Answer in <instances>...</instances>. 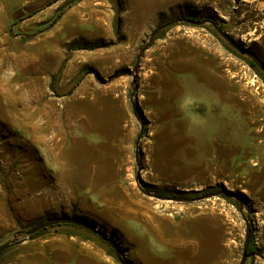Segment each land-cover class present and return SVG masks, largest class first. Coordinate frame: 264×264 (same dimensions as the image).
<instances>
[{
	"label": "rangeland",
	"instance_id": "rangeland-1",
	"mask_svg": "<svg viewBox=\"0 0 264 264\" xmlns=\"http://www.w3.org/2000/svg\"><path fill=\"white\" fill-rule=\"evenodd\" d=\"M4 10L0 264H264V0Z\"/></svg>",
	"mask_w": 264,
	"mask_h": 264
},
{
	"label": "water",
	"instance_id": "water-1",
	"mask_svg": "<svg viewBox=\"0 0 264 264\" xmlns=\"http://www.w3.org/2000/svg\"><path fill=\"white\" fill-rule=\"evenodd\" d=\"M187 21L192 22V23L194 22V21L191 20V19H187ZM162 27H163V26H162ZM162 27H158L157 29H155V30L153 31V33H152V36H154V35L156 34V32H157L159 29H161ZM149 42H150V40H149V41L146 43V45L143 47L142 52L145 51V50L147 49V47H148V45H149ZM132 96H133V94H131V98H130V100H131V102H132L133 111H134V113H136V108H135V106H134V104H133ZM140 189H141V191H143L144 193H147V192L144 191L142 188H140ZM155 196H156V197H160L159 195H155ZM166 199H171V198L166 197ZM57 223H69V224H73V225H76V226L84 227V228H86V229H88V230H90V231H92V232H94V233H96V234L102 236V237H103L105 240H107L109 243H112V242L109 240V238H108L105 234L101 233V232L98 231L96 228H94V227H92V226H90V225H88V224H86V223H84V222H81V221H78V220H76V219H74V218H69V217H56V218L49 219L48 221H45V222L39 223V224L35 225L34 227H32L31 229H29V230L27 231V238H30V236H31L33 233L37 232L38 230H40V229H42V228H44V227L50 226V225L57 224ZM250 234H251V228H250L249 223L247 222V233H246V239H245V244H244V249H243V253H242V258H241L240 264H244V261H245V259H246V257H247V246H248V243H249ZM8 246H9V245L4 246L2 249L6 248V247H8ZM2 249H0V251H1Z\"/></svg>",
	"mask_w": 264,
	"mask_h": 264
},
{
	"label": "crops",
	"instance_id": "crops-1",
	"mask_svg": "<svg viewBox=\"0 0 264 264\" xmlns=\"http://www.w3.org/2000/svg\"><path fill=\"white\" fill-rule=\"evenodd\" d=\"M13 18V12H8V10H4L0 15V31L6 30L8 28V23Z\"/></svg>",
	"mask_w": 264,
	"mask_h": 264
},
{
	"label": "bare ground",
	"instance_id": "bare-ground-1",
	"mask_svg": "<svg viewBox=\"0 0 264 264\" xmlns=\"http://www.w3.org/2000/svg\"><path fill=\"white\" fill-rule=\"evenodd\" d=\"M49 50H50V49H49ZM25 65H26V64H25ZM25 68H26V67H25ZM27 69H28V68H27ZM2 77H3V76H2ZM24 85H25V84H24ZM24 85H23V86H19L17 89L14 90V92L17 93V94H15V96H16L15 101H16V102H15V103L13 102V103H14V107H13L14 109H16V108L18 107V105H19L18 102H19V101H22V100H21V98H22L21 94H23V93L26 91V90L24 89V87H26V86H24ZM29 87H31V86H29ZM13 94H14V93H13ZM18 94H19V95H18ZM19 96H20V97H19ZM11 97H12V96H11ZM13 98H14V97H13ZM9 99H10V98H9ZM20 106H21V105H20ZM17 109H18V108H17ZM17 109H16V110H17ZM23 109H27V110H28V107L24 106ZM13 111H14V110H13ZM18 112H19V110H18ZM27 112H28V111H27ZM16 113H17V112H16ZM17 114H18V113H17ZM23 115H24V114H23ZM27 116H28V115H27ZM27 116H26V114H25V117H27ZM25 117H24V118H25ZM24 118H22V119H24ZM15 119H16V118H15ZM20 119H21V117H20ZM15 121H16V120H15ZM18 121H19V120H18ZM45 137H46V136H45Z\"/></svg>",
	"mask_w": 264,
	"mask_h": 264
},
{
	"label": "trees",
	"instance_id": "trees-1",
	"mask_svg": "<svg viewBox=\"0 0 264 264\" xmlns=\"http://www.w3.org/2000/svg\"><path fill=\"white\" fill-rule=\"evenodd\" d=\"M189 18H191V17H189ZM191 19H192V18H191ZM254 249H255V248H254V244H253V239H250V240H249L248 247H247V255H250V254H252L253 252H255Z\"/></svg>",
	"mask_w": 264,
	"mask_h": 264
}]
</instances>
